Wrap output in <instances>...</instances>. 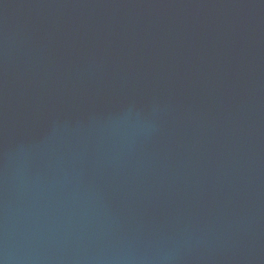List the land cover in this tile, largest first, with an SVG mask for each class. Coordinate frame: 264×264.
Masks as SVG:
<instances>
[{
    "label": "water",
    "instance_id": "obj_1",
    "mask_svg": "<svg viewBox=\"0 0 264 264\" xmlns=\"http://www.w3.org/2000/svg\"><path fill=\"white\" fill-rule=\"evenodd\" d=\"M0 264H264V0H0Z\"/></svg>",
    "mask_w": 264,
    "mask_h": 264
}]
</instances>
